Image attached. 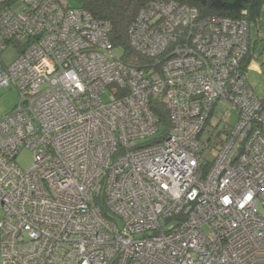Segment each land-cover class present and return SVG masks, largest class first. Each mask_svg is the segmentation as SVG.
<instances>
[{"label":"built area","instance_id":"2783aa9c","mask_svg":"<svg viewBox=\"0 0 264 264\" xmlns=\"http://www.w3.org/2000/svg\"><path fill=\"white\" fill-rule=\"evenodd\" d=\"M110 33L64 0H0V89L19 94L0 121V264H264L250 24L152 1L129 28L146 69L125 65ZM154 101L170 115L161 142ZM221 102L231 129L212 123Z\"/></svg>","mask_w":264,"mask_h":264},{"label":"trees","instance_id":"16d2710c","mask_svg":"<svg viewBox=\"0 0 264 264\" xmlns=\"http://www.w3.org/2000/svg\"><path fill=\"white\" fill-rule=\"evenodd\" d=\"M156 0H78L79 7L90 12L94 18L108 21L111 25L110 38L114 47L119 51L120 60L131 68H151L154 59L140 55L134 50L129 39V28L137 18L140 10ZM181 5L195 7L199 10L200 18L226 17L233 20H245L250 26L257 24L264 7V0H169ZM257 43L249 44L245 60L246 73L254 61ZM152 111L159 118V134L151 142H161L168 135L171 121L164 104L152 102ZM206 160V159H205ZM105 215L107 211L103 202H98Z\"/></svg>","mask_w":264,"mask_h":264},{"label":"rangeland","instance_id":"374dc122","mask_svg":"<svg viewBox=\"0 0 264 264\" xmlns=\"http://www.w3.org/2000/svg\"><path fill=\"white\" fill-rule=\"evenodd\" d=\"M65 5L68 7H79L78 0H64ZM23 6L18 4L14 7L16 12L21 11ZM250 40L251 43H257L255 52L253 54L254 61L252 62L250 69L247 71V79L252 86L256 95L264 98V7L261 12L260 20L257 24L253 23L250 26ZM119 54V51L117 52ZM16 58L15 52L10 50L5 56L4 60L7 63L12 62ZM19 102V94L15 88H11L8 91L0 89V121L13 111ZM220 109V110H219ZM225 121H221L220 129L223 130L225 126L229 125L228 129L237 125L238 117L237 111L230 103L225 104L221 102L219 104L217 116L212 123L216 124V120L224 117ZM17 163L23 169H29L33 165V153L30 151H22L17 158ZM2 217V211L0 209V218Z\"/></svg>","mask_w":264,"mask_h":264}]
</instances>
